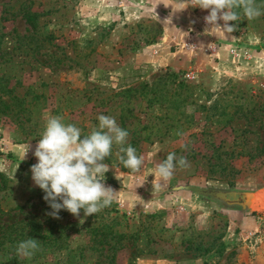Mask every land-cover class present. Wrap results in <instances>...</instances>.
<instances>
[{"label":"rangeland","instance_id":"374dc122","mask_svg":"<svg viewBox=\"0 0 264 264\" xmlns=\"http://www.w3.org/2000/svg\"><path fill=\"white\" fill-rule=\"evenodd\" d=\"M182 186H264V0H0V264H264Z\"/></svg>","mask_w":264,"mask_h":264},{"label":"water","instance_id":"95a60500","mask_svg":"<svg viewBox=\"0 0 264 264\" xmlns=\"http://www.w3.org/2000/svg\"><path fill=\"white\" fill-rule=\"evenodd\" d=\"M185 191L196 196L203 197L210 202L234 208L243 214L256 213L262 202L261 190L264 186L254 189H220V188H200L191 186H182Z\"/></svg>","mask_w":264,"mask_h":264},{"label":"trees","instance_id":"16d2710c","mask_svg":"<svg viewBox=\"0 0 264 264\" xmlns=\"http://www.w3.org/2000/svg\"><path fill=\"white\" fill-rule=\"evenodd\" d=\"M29 20L28 18H26V21ZM29 22V21H27ZM32 228L30 229V231L28 233H26L24 238H28L27 240L22 241V245H21V240L23 238H21L19 240V243L24 250L23 254L19 255L20 257H13L14 259L9 260L8 262H10V264H40L39 259H41L42 255L40 254V252H38V248H30V250H27L29 248V246H33L36 245L38 243V240H40V238L45 239V241L47 240V238L49 237L48 235L49 232L47 233L48 235L42 237L39 236V238H34V235L31 234V230L33 231V229H38L39 228V223L38 222H34L32 223ZM39 230V229H38ZM34 233V231H33ZM42 239V240H43ZM11 240L15 241V243L18 241V239H16V237H13ZM50 240H47V242H49ZM52 241H55V238H53ZM25 246V247H24ZM83 256L77 255V257L71 256L70 259H68V263L67 264H86L83 262ZM97 264V263H94Z\"/></svg>","mask_w":264,"mask_h":264}]
</instances>
